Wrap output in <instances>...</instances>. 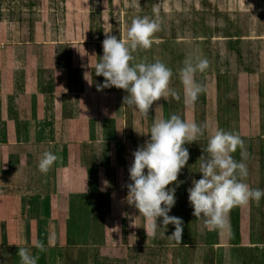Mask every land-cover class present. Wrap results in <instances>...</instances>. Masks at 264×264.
<instances>
[{"label": "rangeland", "instance_id": "374dc122", "mask_svg": "<svg viewBox=\"0 0 264 264\" xmlns=\"http://www.w3.org/2000/svg\"><path fill=\"white\" fill-rule=\"evenodd\" d=\"M137 16L157 19L160 30L130 63L162 61L180 96L155 101L148 117L123 104L125 90L98 91L105 78L94 67L106 35L126 39ZM204 58L209 67L195 77L204 91L194 108L186 106L180 70L186 60ZM172 114L205 126L203 136L184 145L182 183L166 186L175 187L169 215L184 223L180 243L169 237L172 224L155 236L145 217L144 231L124 227L132 152L149 139L155 120ZM216 127L243 139L232 156L247 166L244 182L264 189V0H0V264H20V247L38 255V264H57L72 257L64 243L77 245V264L98 263L88 246L101 244L111 246L103 249L102 264H121L126 243L131 248L122 264H264V198L231 209L226 232L208 230L192 215L187 189L202 176L199 158L207 157ZM46 151L58 159L44 174L38 162ZM63 163L87 184L75 199L60 201L50 194L56 186L42 179L59 176ZM99 177L113 184L106 187ZM39 190L64 213L56 230L31 232L24 224L27 209L34 215L39 207L30 199ZM33 240L50 243L40 251Z\"/></svg>", "mask_w": 264, "mask_h": 264}, {"label": "clouds", "instance_id": "9594fccd", "mask_svg": "<svg viewBox=\"0 0 264 264\" xmlns=\"http://www.w3.org/2000/svg\"><path fill=\"white\" fill-rule=\"evenodd\" d=\"M155 11V10H154ZM160 30L157 19L148 16L135 17L127 29V38L106 35L102 41L103 55L95 64V75L103 76L104 82L97 85V90L115 87L125 90L123 104L131 106L142 116L148 117L155 101L169 96L179 100L180 96L170 87L173 71L165 63L156 60L153 63L131 64L132 53L137 48L149 49L153 37ZM209 67L206 58L185 61L180 70V79L184 90V103L195 107L204 87L196 80L197 72H204ZM205 126L193 120L172 114L170 118H160L153 122L150 137L142 146L132 152V163L128 169L131 183L127 184V202L133 205L148 221V232L153 236L158 229L172 224L174 231L169 236L180 243L184 229L180 217L169 212L176 202L175 187H166L177 182L181 169L189 160V150L184 147L204 135ZM244 141L236 133L216 127L211 130L207 143V157L199 158V180H193L187 189L188 200L193 208L192 215L202 218L208 230L226 232L230 228L229 213L238 206H247L250 202H260L264 198V189L252 188L244 182L248 175L247 166L233 158L237 148H243ZM58 157L51 151L41 155L38 169L46 174ZM146 170V171H145ZM130 197V199H129ZM160 219L159 224L157 223ZM40 251L45 250L43 243L35 245ZM17 255L20 264H38L39 256L34 255L29 247H20Z\"/></svg>", "mask_w": 264, "mask_h": 264}, {"label": "crops", "instance_id": "0c3cea01", "mask_svg": "<svg viewBox=\"0 0 264 264\" xmlns=\"http://www.w3.org/2000/svg\"><path fill=\"white\" fill-rule=\"evenodd\" d=\"M61 169H62V171H61L59 176L56 175L55 177H51V176L46 175V176H43L42 180H44V182L46 181V183H48L49 185H55L56 186L55 187L56 188L55 193L53 192L54 188H51L52 192H50V194H55L56 198L58 197L57 198L58 200L64 201L65 197H70L72 199H75L77 194H78L77 190L79 188L80 189L82 188L81 190H84L86 188V184H87L86 176L85 175L82 176L83 177L82 180L78 179V174L74 170H70V168L68 169V167L66 168L64 163L61 165ZM66 170L67 171L69 170V171L66 172ZM99 181L102 183V185H105L106 187H107V185H109L111 187V185L113 184V181L110 180L109 178L107 179V181H104L102 178L99 177ZM72 185H73V188L70 189V187H72ZM81 185H83V186L81 187ZM41 191L42 190H39L37 192L41 197L36 196L38 194H36L35 196L33 194H30V199H32L33 201L37 200V203L39 205V207L37 209L35 208L34 215H32L30 213V209H27L26 214L24 213V220H26V223H24V224L26 225V227H28V229L31 232H33L34 230L39 232L38 230H36L38 228H40L39 230H42V233H43V231L47 232L48 230H51L53 227L56 230L57 226H59L58 223L60 222L61 217L64 215L63 212H60L61 209L56 208L54 205H51V206L49 205L48 198L46 196L44 197L42 194L43 192H41ZM61 204H62L61 206H63V203H61ZM130 206H129V208L126 207V209H125L126 214L129 212L130 221H128V222H130V223L128 224V222H127L126 225L124 224V227L128 228V230L144 231L145 230L144 227L147 224H145L143 221V215L139 214L138 210L133 205H130ZM1 210L2 209L0 208V211ZM125 210H121V212H120L121 217H122L123 211H125ZM2 215H3V213H2ZM11 215L15 216L16 214L11 213ZM33 218L35 219V221L33 220ZM36 218H39V219H36ZM0 220H1V218H0ZM8 220H10V219H8ZM32 220H33V223H32ZM36 221L39 223L37 226L35 223ZM105 222H106V226L108 225V227L106 228V231H109L110 229H112V227H109V225L111 226V220L108 221V218H107ZM33 241L35 242L36 240H33ZM35 243L37 244V242H35ZM49 243H50V241L48 243H46V241L44 242L45 248L48 247ZM75 247H77V245L69 246L68 244L65 245V243H64L62 250L66 251L68 253L72 252V257H70L69 260H68V258H65V260L64 259L61 260V258H57L56 261H58L59 264H77L78 256L75 254L77 253L78 250ZM107 247H111V246H109L108 244H106V245L101 244L99 246H96V245L90 246L89 245L88 248H95L94 254L96 257H94L93 253H88V254L91 255V259H93V258L98 259V263H96V264H102L101 259H104L101 257L102 254H104L102 252H103V249L107 248ZM130 248L131 247L127 243L125 244V246H121V253L119 254L122 256V260H120L121 264H122L123 258L126 259V254L129 253ZM105 250H110V249H105ZM108 252H106V254H108V256H110V258H108V260L111 259L110 262L111 261L115 262L116 259H114L111 255H109L110 253H108ZM112 252L116 253V251H112ZM99 259H100V261H99ZM43 263H44V260H43Z\"/></svg>", "mask_w": 264, "mask_h": 264}]
</instances>
